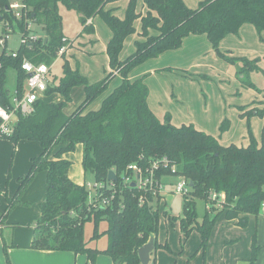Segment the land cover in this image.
I'll return each instance as SVG.
<instances>
[{
  "label": "trees",
  "instance_id": "1",
  "mask_svg": "<svg viewBox=\"0 0 264 264\" xmlns=\"http://www.w3.org/2000/svg\"><path fill=\"white\" fill-rule=\"evenodd\" d=\"M118 1L121 0H24L33 20L41 27L43 38L31 49H21L17 59H3L6 68L17 71L20 90L25 78L20 69L22 55L37 64L51 66L59 50L66 45L60 6L80 14V34L94 32L87 22L96 16L109 27L112 37L106 55L110 71L102 80L90 83L65 59L61 76L58 79L50 77L44 92L46 98L59 94L63 100L55 103L42 100L44 97L39 99L32 114L18 117L15 131L9 138L14 144L20 140L34 141L42 148L40 155L31 159L28 174L20 180L17 190L19 194L36 174L45 173V198L34 228L32 249L82 254L91 263L97 255L104 254L113 264H140L137 251L150 238H154V251L161 247L156 236L162 196H153L149 190L136 186L122 188V175L131 173L127 167L135 164L146 173L154 161L160 163L165 158L167 166L160 164L154 171L156 180L179 176L192 183L188 196H183L179 229L183 238L196 231L201 237L200 249H204L218 218L238 219L243 223L246 215L256 217L261 210L264 203V122L259 143L248 129V145H221L216 138L192 125L176 127L170 123L169 116L159 120L149 108V91L143 78L130 80L128 74L145 61L179 48L189 35H205L219 57L233 65L241 62L240 72L256 71L259 58L228 57L218 46L227 35L237 34L244 24L263 32L264 0H202L194 9L189 8L185 0H142L143 14L136 10L137 0H128L123 19L113 13L118 7L108 8ZM6 5V0H0V13ZM137 19H140L144 39L135 43L132 54L120 60L123 43L135 32ZM71 48L72 45L59 57L65 58ZM115 75L121 76L120 83L103 95ZM81 86L84 101L71 114H66L64 108L71 101V90ZM248 86L255 89L252 83L248 82ZM102 95L99 107L90 109ZM5 101L0 99L2 105ZM256 114L264 119V109ZM226 122L223 121L221 130ZM77 145L82 146L84 174L90 173L94 183L112 184L116 189L110 206L91 208L85 185L75 184L68 177L71 162L62 156L75 152ZM109 171L115 173V182L107 180ZM211 192L224 194L221 208L210 202ZM14 198L9 204L14 203ZM195 199H202L209 205V212L205 211L201 221ZM2 215L4 221L7 213ZM91 219L95 227L100 220L107 222L103 233L108 245L103 250L85 246L83 225ZM170 221L176 219L170 218ZM162 247L169 249L167 244ZM258 249L253 241L250 264L256 259ZM6 263L10 264L7 258Z\"/></svg>",
  "mask_w": 264,
  "mask_h": 264
},
{
  "label": "rangeland",
  "instance_id": "2",
  "mask_svg": "<svg viewBox=\"0 0 264 264\" xmlns=\"http://www.w3.org/2000/svg\"><path fill=\"white\" fill-rule=\"evenodd\" d=\"M200 0H186V5L189 8H197ZM125 1H120V6L114 10L117 17H122L125 10ZM143 1L137 0L136 10L144 13L142 10ZM142 10V11H141ZM59 12L62 17V32L67 39L72 42L73 52L69 51L63 57H57L54 61L50 77L58 79L61 76V66L66 59L71 67L78 68L83 76L87 77L90 83L102 80L108 73V64L104 50L106 40H102V31L109 32V28L104 21L99 17H94V31L97 34L98 41L91 40L93 38L85 33H81L80 14L74 10L66 9L60 6ZM121 19V18H120ZM135 32L129 35L123 44V48L119 54V59L123 60L134 50V41L140 37V21H134ZM37 32L43 35L41 27H36ZM254 30V29H253ZM255 31V30H254ZM1 35V31H0ZM109 35V34H108ZM232 38H237L233 36ZM108 39V38H107ZM236 40V39H235ZM17 38L13 36L7 41V46L16 48ZM246 44H251L250 38L245 40ZM255 44L264 46L262 40L258 37L254 38ZM244 43V42H243ZM242 43H235V46H240ZM233 45V46H234ZM202 48V47H201ZM204 62L210 69V73L206 71V77H197L194 87L191 85L179 86L172 80H167L162 84L160 91H156L161 95L164 90H169L173 93V89L177 94H182L187 97V104L179 102L178 108L174 110V118L181 123L192 124L193 127H202L203 132L216 138L221 145H229L234 143L237 146H246L248 139L242 138L241 126L237 121V105L247 103V100L263 101L260 108L264 107V74L260 70L251 71L249 73L240 72L241 62H236L234 65L228 63L223 58L214 53H205ZM258 66L264 69V60L262 59ZM110 71V69H109ZM136 72V71H133ZM117 76V77H116ZM149 76V75H147ZM158 75L151 77L149 83L152 84V92L154 85H158ZM116 78V79H115ZM129 78V77H128ZM167 78V77H164ZM8 86L13 88V73L9 75ZM115 79V80H114ZM121 76L115 75L108 84L107 94L116 85L120 83ZM233 79V80H232ZM164 80V79H163ZM248 82L255 85V89L248 86ZM187 86V87H186ZM157 87V86H156ZM181 87V88H180ZM165 88V89H164ZM81 89H75L79 91ZM97 98L91 105L90 109H96L101 103L104 96ZM57 94H52L49 97H44V101H54ZM177 102V101H175ZM251 102V101H249ZM74 105H77V98L69 105L66 112L72 111ZM73 107V108H72ZM258 118H261L258 116ZM262 119V118H261ZM223 120H226V125L223 130L221 126ZM222 122V123H221ZM196 129V128H195ZM202 131V130H200ZM259 143V134L254 136ZM42 148L39 143L34 141L20 140L16 144L12 143L10 138L0 139V214H6L12 210L13 216L16 217L14 223L8 222L3 224V232L0 236V264H7L6 258L12 264L13 255H10L12 244L16 245L23 243L33 233L36 223L40 218V210L38 200L45 196L46 184L45 174L40 172L17 194L20 186V180L28 174L30 161L33 157L40 155ZM81 150L76 149L68 156L71 162L70 172L75 175L73 178L84 182L88 197L94 195L95 188L93 187L94 180L90 173H83L80 165ZM75 173V174H74ZM183 181L179 176H165L162 178L161 196L163 200L159 202L160 218L158 223L157 244L161 245L158 249L152 252L150 264H203L202 258L199 256L197 249L201 246V237L193 231L188 238H182L179 229V219L182 217L183 196L176 193L175 186ZM26 190V191H25ZM17 196L15 197V195ZM15 197V198H14ZM14 198V203L9 202ZM18 201V202H16ZM196 212L199 221L205 215L207 205L202 199H195ZM165 212V214H163ZM209 215V214H208ZM2 216V215H1ZM170 218H175L176 221H170ZM254 218H260V228L262 229V220L264 219V210H260L259 214ZM107 229V222L100 220L95 227L93 219L86 221L83 225V239L87 248L103 250L108 245L107 236L103 233ZM240 230L247 232L240 228ZM250 234V232H249ZM95 235V236H94ZM212 237V234H211ZM28 241V240H27ZM27 243V242H26ZM167 244L168 250L162 246ZM215 244L213 250L215 252Z\"/></svg>",
  "mask_w": 264,
  "mask_h": 264
},
{
  "label": "crops",
  "instance_id": "3",
  "mask_svg": "<svg viewBox=\"0 0 264 264\" xmlns=\"http://www.w3.org/2000/svg\"><path fill=\"white\" fill-rule=\"evenodd\" d=\"M124 1L126 3L125 4V8H126L128 0H124ZM112 5L114 7H119L120 1L108 5V8L112 7ZM123 17L124 14L122 15V17H118V18L123 19ZM93 19H90L87 23L91 24L94 30ZM109 31L110 33L104 30L102 31V36H103L102 40H106V41L104 43V46H101V50H104L105 55H106L107 44L112 37V32L110 29ZM150 34H154V32H150ZM87 35L93 37V38H88L90 42H92L91 40H94V38H95L94 40L95 42L98 41L97 34L95 31L91 34L87 33ZM139 35L140 37L134 41L133 52L135 51V43L144 39L141 36V29ZM232 35L237 36V38H235L236 40L232 38ZM256 37H258L259 40L260 41L262 40V43H264V31L259 33L252 25L244 24L240 27L237 34H230L227 35L225 38H223L219 43L218 48L221 53H223L225 56L228 57L245 58L248 60H254L256 58H259L260 60L262 59L264 60V46H259L258 44H255L254 38ZM248 38H250L252 42L251 44H246L245 40H248ZM237 42L242 44L240 46H235L234 44ZM69 51L73 52V50H69ZM68 52L66 54H68ZM209 52L214 53V49L212 48V45L210 44V42L208 41L205 35H189L183 39L182 45L179 48L164 52L163 54L159 55L154 59L145 61L141 65L135 67L128 74V77L130 80L143 78V81L147 85L149 91V95L147 98L149 108L159 120L163 121L166 116H169L170 123L176 127H179L181 125H189L186 123H181L176 118H174V110L178 108L177 106L179 105L178 103L183 102L184 104H187V97H184L181 93L177 94L174 91V89H173V93L170 91V89L169 90L166 89L161 95H159L156 91H160V89H163L162 84L166 83L167 85L166 81L170 80V78L173 82L172 83L173 85L175 83L179 86L191 85L192 87H194L195 82L197 81L196 80L197 77H206L207 75L211 74L210 69L207 67V64L203 63L204 62L203 55ZM106 61L108 64L107 55H106ZM257 70H260L264 74V69L259 67ZM206 71L209 72L210 74H206ZM108 72H109V68H108ZM155 75H158L157 77H159L157 78L158 85H154L153 87L154 91L152 92L153 90L152 84L149 83V80L151 77H154ZM75 89H81V90L75 91ZM75 98H77V105L76 106L74 105V108L72 107L73 108L72 111L66 112V109L69 107V105L73 103ZM84 98L85 95H84L83 87L82 86L74 87L71 90V101L67 103L66 107L64 108L65 113L71 114L73 111H75L77 107L84 101ZM62 100H63L62 97L59 94H57V98L51 102L58 103L61 102ZM262 103L263 101L257 99V100H247V103H241L240 105H237L238 125L241 126L242 138L248 139V143H249L248 129L251 130L253 136H257V134H259V139H260V132L264 119L258 118L256 112L264 109V107L262 109L260 108ZM247 112L249 113L251 112L252 114L245 115V113ZM195 128L198 131L202 130L203 132V129H201L202 127H195ZM76 149L81 150V157H80V165H81L82 146L77 145ZM71 154L72 153L64 154L62 158L69 160L68 156ZM70 168L68 171V177L70 178V180L75 184L84 185L83 184L84 182L75 180L73 178V176L75 175H73L70 172ZM45 184H46V180H45ZM44 198L45 196L40 197L38 202L42 203L44 201ZM163 198L164 197L162 196L161 200H163ZM12 210L7 213V216L4 219L5 224H8V222L11 223L15 222L14 220L16 219V217L13 216L14 211ZM1 215L2 214H0V216ZM245 217L246 220L243 221V223H239L238 219L226 220L223 217L217 219L211 231L212 237L210 234L206 247L204 249H200V247L197 249L199 253L201 252L199 256L202 258L203 264H250L248 261L251 258V254H252L253 241L254 244L257 247H259V249L256 255V259L251 264H264V219L262 220L263 227L261 229L259 226L260 218L259 219L254 218V216L252 215H246ZM240 228L246 230L247 232L245 233V231L240 230ZM32 231L33 233L31 234V236L28 237L27 239L28 241L26 240L23 243L11 245L12 249L10 250V255H13L14 253L12 264H113L111 258L104 254L97 255L94 261L91 263L88 260L87 256L82 254H74L68 251H48V250L32 249L30 246L34 238V229ZM2 232L3 229L0 233V236L2 235ZM214 244H215L214 247L215 252H211L213 250ZM151 254H150L149 264L151 262Z\"/></svg>",
  "mask_w": 264,
  "mask_h": 264
},
{
  "label": "built area",
  "instance_id": "4",
  "mask_svg": "<svg viewBox=\"0 0 264 264\" xmlns=\"http://www.w3.org/2000/svg\"><path fill=\"white\" fill-rule=\"evenodd\" d=\"M7 5L4 12L0 13V99H5L4 105L0 103V139L9 138L15 131L19 116H29L34 112L35 103L44 97V92L50 79L51 66L45 63H35L22 55L20 69L25 78L22 81L21 90L17 87V71L12 67H5L3 59H17L21 49L29 50L34 44L38 43L43 35L37 32L38 26L31 16V9L24 0H6ZM89 24V23H87ZM17 38L18 46L12 48L7 46V41L11 38ZM64 45L58 53V57L72 45L68 39L64 38ZM13 73V88L8 86L10 73ZM3 80V82H2ZM154 161L151 167L142 173V170L135 164L127 167L131 173L122 175V188L130 187L132 184L142 190H149L153 196H161L162 183L154 177V171L162 164L167 166L166 159L163 158L160 163ZM174 170V167L171 166ZM127 173V172H126ZM183 181L175 186V192L182 196H188L190 186L189 182ZM111 182V181H109ZM95 193L90 197L91 208L108 207L111 204L116 189L112 184L93 185ZM109 190V194L106 191ZM224 194L210 193V202L217 208H221L224 201ZM142 201V198H140ZM209 210V205H207ZM264 210V203L261 205ZM3 215L0 216V233L3 229Z\"/></svg>",
  "mask_w": 264,
  "mask_h": 264
},
{
  "label": "water",
  "instance_id": "5",
  "mask_svg": "<svg viewBox=\"0 0 264 264\" xmlns=\"http://www.w3.org/2000/svg\"><path fill=\"white\" fill-rule=\"evenodd\" d=\"M107 180L114 182L117 180V177L113 171L108 172ZM131 186H134V184ZM189 186L192 187V183H189ZM154 247V238H150L146 244L138 249L137 255L140 264H149L150 254L154 251Z\"/></svg>",
  "mask_w": 264,
  "mask_h": 264
}]
</instances>
